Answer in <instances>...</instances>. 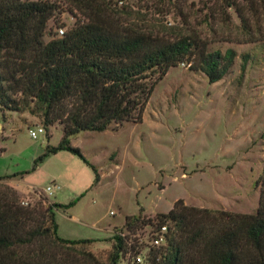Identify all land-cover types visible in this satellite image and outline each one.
Returning a JSON list of instances; mask_svg holds the SVG:
<instances>
[{"label": "rangeland", "instance_id": "374dc122", "mask_svg": "<svg viewBox=\"0 0 264 264\" xmlns=\"http://www.w3.org/2000/svg\"><path fill=\"white\" fill-rule=\"evenodd\" d=\"M48 1L57 9L46 24L45 42L98 8L123 31L165 40L188 36L207 42V51L232 49L235 58L213 84L187 65L170 68L154 86L139 123L70 137L69 145L94 168L96 183L91 168L65 151L31 170L45 147L60 141V125L46 128L33 107L0 111V177L21 174L0 182V196L32 207L65 205L83 194L72 207L54 212L57 235L98 240L67 251L75 259L87 252L97 264H107L115 232L134 245L145 240L149 227L125 230L126 217L152 221L178 200L186 207L253 214L264 152V42L244 43L236 14L221 0H85L77 5L80 11L71 0ZM34 127L44 133L32 140L27 130ZM52 184L58 189L45 195Z\"/></svg>", "mask_w": 264, "mask_h": 264}, {"label": "trees", "instance_id": "16d2710c", "mask_svg": "<svg viewBox=\"0 0 264 264\" xmlns=\"http://www.w3.org/2000/svg\"><path fill=\"white\" fill-rule=\"evenodd\" d=\"M84 1L71 0L78 11ZM221 2L236 14L244 43L264 42V0H243L245 6ZM56 9L48 0H0V111L33 107L46 128L57 123L62 131L58 144L46 146L31 170L48 155L65 151L91 168L96 183L94 168L69 145L70 137L139 123L154 86L170 68L187 65L213 84L235 58L232 49L207 51V42L188 36L165 40L123 31L98 8L45 42L46 24ZM242 60L244 68L247 55ZM17 175L2 176L0 182ZM258 184L257 208L250 215L186 207L178 200L155 220L126 217L123 227L166 226L164 245L149 248L145 264H264V152ZM82 195L65 205L32 207L1 195L0 264H97L87 252L75 259L67 251L98 240L57 235L54 212L72 207ZM110 241L107 264H118L131 243L121 231Z\"/></svg>", "mask_w": 264, "mask_h": 264}, {"label": "built area", "instance_id": "2783aa9c", "mask_svg": "<svg viewBox=\"0 0 264 264\" xmlns=\"http://www.w3.org/2000/svg\"><path fill=\"white\" fill-rule=\"evenodd\" d=\"M59 33L62 35L63 30L60 29ZM28 136L35 140L39 134H43L44 131L41 127H34L27 130ZM58 187L52 184L43 190L45 195L52 194L53 190H57ZM147 235L145 240H138L136 244H128L129 249L126 254L120 259L122 264H145V256L149 248H157L164 245L165 234L167 232L166 226L160 227L148 226ZM133 247V248H131Z\"/></svg>", "mask_w": 264, "mask_h": 264}]
</instances>
